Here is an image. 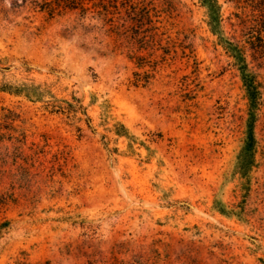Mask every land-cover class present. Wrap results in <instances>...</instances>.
I'll return each mask as SVG.
<instances>
[{
	"label": "rangeland",
	"instance_id": "1",
	"mask_svg": "<svg viewBox=\"0 0 264 264\" xmlns=\"http://www.w3.org/2000/svg\"><path fill=\"white\" fill-rule=\"evenodd\" d=\"M133 1L152 11L142 38L125 0L109 12L0 0V84L79 99L92 120L0 91V264H264V0H219L260 85L250 168L247 91L207 8Z\"/></svg>",
	"mask_w": 264,
	"mask_h": 264
},
{
	"label": "trees",
	"instance_id": "2",
	"mask_svg": "<svg viewBox=\"0 0 264 264\" xmlns=\"http://www.w3.org/2000/svg\"><path fill=\"white\" fill-rule=\"evenodd\" d=\"M29 0H14L15 4H20V2L27 3ZM202 5L207 8V13L209 17L208 24L214 34L219 37L220 43L225 47L229 55L234 59L236 65L238 66L241 76L243 79L244 86L247 91V96L249 99V129L246 136V141L244 148L240 157L239 165L241 168H250L254 164V152L256 145V138L254 134V118L255 113L259 105L260 99V85L256 76L249 68V63L243 48L233 40L226 38L222 33L221 22H222V13H221V4L219 0H200ZM30 2L37 7H40L42 10L49 12H55L58 9H80L85 12L91 7L97 6L102 8L105 11H111L113 9H118L119 0H30ZM124 5L126 13L129 19L132 21L133 29H135L139 38H142V33L148 26L146 24H152V11L151 7L148 4L143 3V1L125 0V2H120ZM91 4V5H89ZM138 66H146L145 62H142L141 59H138ZM3 67L0 66V69ZM26 71H30L28 68ZM151 72L144 71V74L141 75V72L135 73L134 85L138 86L140 84L146 85L150 82ZM0 91L7 92L16 96H25L26 98L32 101H46V108L50 109L52 112L66 114L72 120H82V116L78 114L85 115V121L88 125L91 126V117L88 114L87 108L80 104L79 99H74V102L68 100H58L56 96L49 90L42 88L41 85H36L34 83L28 82H9L5 81L0 84ZM49 96L50 99H46V96ZM114 132L119 137H125L129 140V147L133 148L135 141L134 135H132L128 127L122 123L117 122L115 125ZM79 130L81 128L79 127ZM20 140V139H17ZM105 262V261H104ZM14 264H28L26 262H16ZM37 264H52L51 261L47 260L44 262H39ZM89 264H98L95 261H89ZM105 264V263H103ZM108 264H128L124 260L114 257V261Z\"/></svg>",
	"mask_w": 264,
	"mask_h": 264
}]
</instances>
